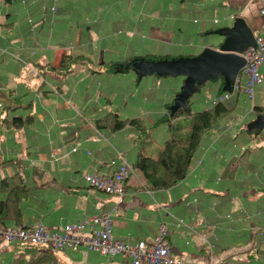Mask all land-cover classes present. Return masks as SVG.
I'll return each instance as SVG.
<instances>
[{
  "label": "crops",
  "instance_id": "crops-1",
  "mask_svg": "<svg viewBox=\"0 0 264 264\" xmlns=\"http://www.w3.org/2000/svg\"><path fill=\"white\" fill-rule=\"evenodd\" d=\"M262 1L58 0L52 21L48 24L50 0H19L13 7L0 12L1 17L12 18L0 22L1 89H13L15 95L22 93L20 100L27 95L25 100H31L36 119V124L28 127V132H11L17 146L15 157L19 159L16 162L21 161L23 170L20 172L32 186V199L22 203L25 208V214L22 212L23 226H32L40 221L47 228H53L83 220L95 212V206L100 211L115 207L111 212V233L116 239L149 243L157 232L158 224L165 222L167 243L173 255L182 257L184 261L192 264H264V128L255 136L242 130L247 126V114L252 103L248 109H241L244 115L240 118L224 117L217 128L204 133L201 152L192 161L193 164L203 155L202 171L191 165L190 175L174 187L155 191L142 189L137 193L140 189L136 186L142 183L134 174V178L127 179L129 188L124 190L119 203L116 195L81 190L87 187L83 174L97 172L107 175L112 172L113 166L109 161L115 150L125 153L128 161L127 157L133 159L137 149L133 141L136 133L128 127L117 132L96 130L92 120L99 112H107L105 109L110 105L111 109L120 105L123 111L119 108L117 112L122 117L141 116L148 123H153L166 113L165 104L169 102L166 89L165 92L158 91L155 82L151 84L152 89L144 91L142 101L138 98L137 86L133 84L135 77L103 84L101 74L114 72L108 66H102L101 61L110 62L115 67L117 63L141 55L144 50L173 52L181 45L191 48L190 53L196 54L207 47L217 48L224 37L210 31L232 28L236 19L243 22L252 37L264 35V14L260 13ZM28 15L34 24L33 31L25 22ZM9 22L12 25L3 26ZM41 26L47 28L44 36L38 30ZM48 29L53 30V37ZM67 51L80 55L83 61L80 70L60 77L61 80L44 76V86H58L61 93L40 98L35 92L39 83L34 89L27 86L30 78L26 75L30 73L33 76L36 68L32 63L56 65L62 52ZM16 57L24 59V64L19 63ZM87 64H91L92 69ZM81 68L85 70L84 74ZM259 72L262 82L256 86L257 103L264 107V64L259 67ZM238 73L236 75L244 83L241 69ZM9 80L13 84H8ZM158 86L164 85L159 82ZM178 86L176 82L172 94ZM241 92L233 93L230 98L237 96L236 103L240 102V97L244 96ZM125 96L130 99L120 104ZM81 115L86 122L83 128H80L82 124L79 125ZM97 133L102 138H97ZM9 140L0 125V161L10 157L8 154L14 141ZM74 142H78L79 147L77 151L70 152ZM11 164L6 162L0 166ZM226 164L235 181L223 178L225 171L222 174V170ZM252 175L255 180H251ZM152 193L160 194L159 200L163 203V206L153 205L154 210H151L150 202H159ZM192 197L198 200L196 215L192 207L187 209L184 205V201ZM211 204H214L213 211L208 210ZM172 217L186 219L190 223L197 221L193 226L196 232L174 225ZM203 232L208 233V241L213 246L212 255L200 240ZM0 250L9 252L6 246ZM79 250L83 256L80 264H129L119 255L105 256L84 247L71 251ZM54 252L56 254L57 251ZM3 262L9 264V257L6 256L0 264ZM63 264L76 263L73 260Z\"/></svg>",
  "mask_w": 264,
  "mask_h": 264
},
{
  "label": "trees",
  "instance_id": "trees-1",
  "mask_svg": "<svg viewBox=\"0 0 264 264\" xmlns=\"http://www.w3.org/2000/svg\"><path fill=\"white\" fill-rule=\"evenodd\" d=\"M18 1L19 0H0V2L8 4H11L10 2H13L14 4ZM50 1L52 2V0ZM50 6L47 9V11L50 13H47V24L52 21V17L56 11L55 9V11L51 13ZM6 25H12V22L3 24V26ZM33 30L34 28L32 31ZM38 30L39 32H43V36L47 34L46 26H41ZM175 49L176 51L173 52H160L158 49H156V51L142 53L143 55H138L137 58H142L143 60L150 62L163 61L166 63L178 58L195 57L199 54L190 53L184 55L179 48ZM79 57L80 55H72L71 52L67 51L62 52L56 65H52V63L49 62H46L45 64H40L39 62L35 64L32 63V65L36 67V71H34L33 76H42L41 78H44V75H46L47 77H56L61 80V78H64L68 75H73L78 72V70H80V66L83 64V61ZM22 60V64H24V59ZM30 61L33 62L32 60ZM18 62L20 63V61ZM109 63L110 62H105L102 60L100 64H102L104 67L108 66L110 71L114 73L123 72V70H131L135 73V68L132 65H129L122 71H119L115 70L114 65H110ZM104 67L102 68L106 72L107 69ZM149 74L155 75L157 77H171L158 76L154 73V71L144 74L135 73V82L141 77ZM180 77L181 84L175 91V96L181 91V85L184 77ZM208 81L217 84L216 86L211 87L214 95L225 91L222 89L224 82L223 76L221 74H218L214 79ZM205 83L206 82L195 84L194 91H192L189 97L184 101L183 105H178L176 109L172 111H166V113H164L160 119L158 117L155 120V123H158V121L161 119L165 122L168 121V135L162 140L160 148L155 153L149 151L151 140L150 134L153 130V124H155L154 122L148 123L141 116L122 117L117 111L99 112V114L92 120L94 128H96L98 131L107 130L108 132H117L123 130L125 127H128L136 133V137L133 139V141L136 142L138 146L133 159H129L131 170L127 174L125 180L120 184L123 191L129 188V185L126 184V181L129 178V175L132 173H134L142 183L141 186L138 184L136 187L148 191L170 189L186 177L190 171L192 161L201 152L202 136L204 133L210 129L217 128L219 121L226 117L237 104V96H234L232 99L230 98L224 102L216 103L211 107H204L199 110L191 111L189 107L190 103H192L191 99L195 98L194 93L201 92L206 87ZM1 86L2 85H0V102L2 107L0 109V125L3 126L4 131L9 136V142H11L13 140V134L11 132L19 134H22L25 131L28 132V127L36 124V119L34 117L31 100L21 101L20 98L23 96L22 93L15 95L16 92L13 91V89L3 90L1 89ZM240 89H243V86L240 87ZM35 92L39 94L40 98H46L52 93L59 96L61 90L58 86L54 88L45 87L42 80L40 81L38 87H36ZM240 92L241 91L239 90L237 93ZM165 105H168V103ZM184 105L187 107L185 108ZM181 117H185L189 120L188 132L183 135L179 133L180 126L178 124L170 123L172 120H176ZM256 119L264 122V107L262 105L252 106L250 112L247 114V126L243 127L242 130L248 134H252L253 136L258 134L260 132L259 129L252 127L249 128L250 124ZM84 121L85 120L82 116L79 124H82L80 128L86 127V122ZM70 140L75 141L73 139ZM14 144L10 148L11 153L8 154L10 157L7 156V159L0 161V165L6 162H11L16 165L14 172L0 177V224L23 227L24 220L21 211V205L22 203L28 202L32 199V186L29 185L30 182H27V179L18 169V167H22L23 165L20 160L16 162V159L19 158L15 157L17 149L15 141ZM227 167V164L223 167L222 174L225 171L223 178L225 179L226 177H229L232 178V181H235L232 176L233 173L229 175L231 172L230 168L228 170ZM236 174H239V172ZM251 180H255L253 175L251 176ZM190 207H192V205H190ZM199 207H201V201L199 202ZM10 245L13 248V252L9 257V264L57 263L55 252H52L46 247L28 243H11Z\"/></svg>",
  "mask_w": 264,
  "mask_h": 264
},
{
  "label": "built area",
  "instance_id": "built-area-1",
  "mask_svg": "<svg viewBox=\"0 0 264 264\" xmlns=\"http://www.w3.org/2000/svg\"><path fill=\"white\" fill-rule=\"evenodd\" d=\"M57 1L58 0H52L50 6L51 13L55 11V4ZM260 13L264 14V1H262ZM25 21L32 30L34 24L31 18L26 16ZM213 22H215V20H213ZM30 53H32V51H30ZM239 55L243 59L241 73L244 75V83L240 81L238 75H235L230 84L229 91H224L206 99L207 108L216 103L228 100L233 93H237L240 90L242 83L243 89L241 93L251 99L253 87L262 82L259 67L264 64V35L253 37L252 43ZM16 59L20 61V63H23L21 58L19 59V57H16ZM1 107L2 105L0 102V109ZM97 138H102V136L97 133ZM78 147L79 143H74L70 148V152L77 151ZM85 152L89 154V151ZM50 156L53 157V154ZM202 157L203 155L198 157L194 165V167H199L200 172L202 171L203 164ZM109 164L113 166V170L110 174L102 175L97 172H91L83 174L82 177L87 185L96 191L118 196L117 202L119 203L124 192L120 184L130 172V165L125 158V153L118 150L114 151V156L109 161ZM189 172L191 173L192 171L190 170ZM196 201V198L192 197L186 200L184 204L186 206L195 205ZM95 208V212L81 221L65 223L53 228H47L40 221L28 227L0 224V242L35 244L46 247L51 251H59L62 249L75 250L79 247H84L105 256L119 255L121 258L127 259L129 264H192L173 255L166 240L167 225L165 222H160L158 224L157 232L149 243L143 240L130 243L112 236L111 212L115 210V207L109 211H100L97 206H95ZM210 210H214V204L210 207ZM196 214L197 212H195V215ZM172 219L174 225L181 226L183 229L193 233L196 232L190 222L185 223L183 219L177 217H172ZM199 237L202 244L206 246L207 252L212 254L213 246L209 243L208 239L203 235ZM185 244H187V242H185Z\"/></svg>",
  "mask_w": 264,
  "mask_h": 264
},
{
  "label": "rangeland",
  "instance_id": "rangeland-1",
  "mask_svg": "<svg viewBox=\"0 0 264 264\" xmlns=\"http://www.w3.org/2000/svg\"><path fill=\"white\" fill-rule=\"evenodd\" d=\"M10 3L11 4L4 3V2L3 3L0 2V12H4V11L8 10L10 7H13V2H10ZM1 16L2 15L0 13V22H4V21H7V20L8 21L12 20V18L9 20V18H3ZM73 18H75V14L73 15ZM49 30H50L51 36L53 37V30L48 29V31ZM113 36H115V34ZM140 44H141V42H140ZM178 48H181V52H183L182 54H189L190 52H192L191 48H186V47H183L181 45L178 46ZM146 52H148V51L147 50H144L142 53H146ZM184 57H186V56H184ZM183 59H185V58H183ZM118 62H120L119 59H118ZM90 65L91 64H87V67H90ZM129 65H132L135 68V73L144 74V73H149V71L151 69H153L158 64L155 63V62L145 61L142 58L131 57V58H128V60L126 62H124V63H117V65L114 68L116 70L122 71L123 68H126ZM22 67L23 68H26L24 66H22ZM35 69H34V71H36ZM90 69H92V68L90 67ZM81 70H83L82 72L84 74L85 73V70L83 68H81ZM135 73L133 71H131V70H128V71H125L124 73H122V72H116V73H113V74H106V73L105 74H101L102 81H103L102 83L105 84L107 82H110L111 80H113L116 83L118 80L125 81V80H127L129 78L132 79L133 77H136ZM88 75L90 76V74H88ZM26 76H28V78H30V81H29V83H27V86L29 88H31V89H34V87H36L37 83H40V81H42V78H41L42 76L41 77L32 76V75H30V73H28V75H26ZM44 76H46V75H44ZM112 77H113V79H112ZM154 82L157 83L155 86H156V89L158 91H161L162 90V91L165 92V89H166V91L168 92L167 95L169 97V102H168L166 111H172V110L176 109L177 103L174 102L175 95H174V93L172 94V92H173L172 91V87L175 86V83L176 82L180 86V84H181V77L180 76H175V77H166L165 78V77H157V76L152 75V74L145 75V76L141 77L140 79L136 80L135 83H133V84H135L137 86L138 98H140V100H141V98L142 99L144 98V91L145 90L152 89V85L151 84H153ZM159 82L162 83L164 86H158V83ZM205 82H206L205 83V86L207 88L205 87L201 92H197L198 94L197 93H194L195 98H192L191 99V102L192 103H190L189 107H190V110H192V111L193 110H199L201 108L206 107V105H207L206 99L214 96L211 87L216 86L217 84L216 83H211V81H208V80L205 81ZM8 84H13V83H12V81L9 80L8 81ZM256 86L257 85H255L253 87V95H252V98L249 99L245 95L242 96V98L240 97V100L241 101L238 102L236 104V106H235L237 108L236 109H233L228 114L229 116H226L227 118L230 117V116H236V117L240 118L242 115H244V111L242 112V110H244L245 108L248 109L251 103L253 105H255V106L261 105V103H257L258 100H257V95H256V90H257ZM168 88H170V90H168ZM129 94L130 93H127V95H129ZM262 95H263V93H262ZM27 98H28V96L26 95V96H24L21 99V101H24ZM113 98H114V96H113ZM124 98L121 99L120 102H122V103H120V104H123L125 100L128 101L130 99L127 96H125ZM263 98H264V95H263ZM116 104H117V102H116ZM119 106L118 105H115V107L112 106V109H111V105H110L105 110H107V111L111 110L112 111L114 108H116L115 111H118V109L121 108L120 111L122 112L123 111V107H121V106L119 107ZM184 107L186 108L187 106L184 105ZM120 115H121V113H120ZM158 117L160 119L162 117V115H160ZM153 121L154 120L152 119V122ZM155 122L156 121H154V123ZM170 123H172V124H178L180 126L179 133L181 135L186 134L188 132L189 120L187 118L181 117V118H178L176 120H172ZM167 124H168V121L165 122L162 119L160 121H158V123L153 124V130H152V132L150 134L151 140H150V145H149V151H151L152 153H155L160 148L161 143H162V140L168 135V125ZM263 128H264V126H263ZM263 128H261L259 130H262ZM255 129H257V128H255ZM111 141L114 142L113 139H111ZM134 146L136 147L138 145L135 143ZM129 157L130 156H128L127 158H128V162H129V165H130ZM203 161H204V158L202 157V162ZM195 162L196 161H194V163L192 164L193 166L195 165ZM15 168H16V165L15 164H11L10 166H6V167L0 166V174L1 175H8L11 172H14ZM18 169L21 172L23 170L22 167H18ZM253 170H251L250 172H252ZM188 175H190V172L186 176H188ZM132 178H134V173H132V174L129 175V180H131ZM130 182L131 181H128V183H130ZM196 183H200V182H196ZM86 186L87 187H83L81 190H84V191H95V189L93 190V188H91L90 186H88L87 183H86ZM141 190H142V188H140V190H138L137 193H141ZM159 195L160 194H154L153 195V193H152V196L158 200L159 204H156L155 202H150V204H151V210H154V208H153L154 206L153 205H155L156 207L157 206H160V205L163 206V203L159 200L160 199L159 198ZM229 195H232V193H230ZM111 196L114 197V195H111ZM77 199H78V197L76 198V200ZM196 200H197V198H196ZM197 201H196L195 205L192 206V208L194 209L195 212H198V209H197ZM212 205L213 204H211V206ZM210 207L208 206V210L209 211H211L210 210ZM189 208L190 207L187 206V209H189ZM241 209L242 208H238V211H242ZM22 212L25 214V208H24L23 205H22ZM184 222L185 223H188L189 221H186V219H185ZM191 224L193 226H196L197 225V221H193V222L191 221ZM180 228H182V227L180 226ZM203 234H204L205 238L208 239V236H207L208 233H204L203 232ZM10 244L11 243H3V242H0V249L2 247L4 248L6 246V247H8V250H9V252H6V251L1 252V250H0V252H1L0 253V255H1L0 256V261L5 260L6 259V256L7 257H10L11 253L13 252V248L11 247ZM52 252H54V251H52ZM56 255H57V258H58V264H63L64 262L70 263L73 260H74V262L76 264L83 263V256H82V251L81 250H79V251H71V250L64 249V250L57 251L56 252ZM209 255H212V254H209ZM180 258L182 259V257H180ZM185 262H188V261H185ZM3 264H6V263L3 262Z\"/></svg>",
  "mask_w": 264,
  "mask_h": 264
},
{
  "label": "water",
  "instance_id": "water-1",
  "mask_svg": "<svg viewBox=\"0 0 264 264\" xmlns=\"http://www.w3.org/2000/svg\"><path fill=\"white\" fill-rule=\"evenodd\" d=\"M210 33L220 34L224 37L217 44V48H205L191 58H178L166 63L155 62L158 65L149 71H154L158 76L184 77L181 91L174 100L177 106L184 104V101L194 91L195 84L214 79L218 74L223 76L222 89L229 91L232 80L243 66V59L239 53L253 41L250 31L240 19H236L232 28L214 29ZM263 126L264 122L256 119L249 128L261 129Z\"/></svg>",
  "mask_w": 264,
  "mask_h": 264
}]
</instances>
